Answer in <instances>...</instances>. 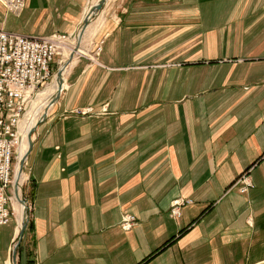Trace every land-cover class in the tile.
Listing matches in <instances>:
<instances>
[{
  "label": "crops",
  "instance_id": "1",
  "mask_svg": "<svg viewBox=\"0 0 264 264\" xmlns=\"http://www.w3.org/2000/svg\"><path fill=\"white\" fill-rule=\"evenodd\" d=\"M86 2L27 0L4 26L75 34ZM107 3L78 50L64 46L65 87L27 164L30 224L16 256L22 220L0 226V264L263 263L264 0ZM160 55L169 68L153 89L170 98L141 109L143 63ZM110 97V114H74ZM246 171L254 186L241 193ZM128 214L137 223L125 230Z\"/></svg>",
  "mask_w": 264,
  "mask_h": 264
},
{
  "label": "built area",
  "instance_id": "2",
  "mask_svg": "<svg viewBox=\"0 0 264 264\" xmlns=\"http://www.w3.org/2000/svg\"><path fill=\"white\" fill-rule=\"evenodd\" d=\"M13 13L22 11L25 0H0ZM11 32L0 26V225L10 222L17 158L26 140L23 121L32 99L52 77L54 61L67 40ZM248 181V180H247ZM135 216H126L122 226L130 230Z\"/></svg>",
  "mask_w": 264,
  "mask_h": 264
},
{
  "label": "rangeland",
  "instance_id": "3",
  "mask_svg": "<svg viewBox=\"0 0 264 264\" xmlns=\"http://www.w3.org/2000/svg\"><path fill=\"white\" fill-rule=\"evenodd\" d=\"M84 1L85 2L87 1L85 7L88 8V9H90L93 6V4L99 2V0H84ZM107 2H108V0L106 1V4H107ZM0 5L3 7L2 9L0 8V26L3 27V28H5L4 25L7 24L8 19L12 15L14 17H16V18H18V17L20 18L22 16L24 10L27 8V0H25V6L23 8L24 10L22 9V11L17 12V13H13V12H10L9 10H7V8L1 2H0ZM104 6L102 7V9L104 8ZM102 9L99 10V12L92 17L93 20H91V22L92 21L93 22H98L99 17L101 18V16H102L101 15ZM91 22H90V25H91ZM101 22H102V20H101ZM81 25H82V28H83V22H82ZM54 34H61V33H54ZM54 34H51V35H48V36H44L43 35V37H52ZM66 35L67 36H70V37H68V39L66 41H64V43L62 45V48L60 49L59 54L55 58L54 66H53V72H52V77H51V79L49 80V82L45 86H43V87H41L39 89L38 94L36 96H34V98L32 99V104L28 108V111H27V113L25 115V118H26V116H27L28 113L29 114H28L27 118H30L32 116V113L35 112V111H37V110H38V112L40 110V114H41L42 104H43V102L45 103V101L47 99V95H48L47 90L51 89V87L54 85V83L56 81V74L58 73L59 68L64 63V60H65L64 59L62 61L63 52H64V44H66L69 39L72 40V37H74L75 34H66ZM35 36H39V35H35ZM162 41H163V38L161 39V47H160L161 48V51H160V54H164L165 53V50L167 49L166 44L165 43H162ZM85 43H86V41L84 42V44ZM84 47H85V49H84V52H82V53H87V48L89 47V45H85ZM100 52H101V47L100 46H97L96 53H95V55L97 54L96 55L97 58H99ZM80 53L78 52V55ZM160 58L161 59L159 61H155V60L154 61H151V57H149L148 59L145 58V62L143 63V65H144L143 66V70H144V74L146 75L145 78H144V85H145L146 88H144L143 100H139V102L142 103L141 109L142 108H147V105H149V104L159 103V101H160V103L161 102H167L169 100V98H170L169 97L170 95L168 96L169 93L168 94L165 93V89H163L161 92H159V90L157 91L156 89H153V87L154 88L156 87V85H155L156 80L151 78L153 72L158 71V72L161 73L162 71L167 70L169 68V61L167 60V57L166 56L163 57L162 55H160ZM91 62H94V60H92ZM96 64L97 65H101V63L99 62V59L97 60ZM103 66H104V64H103ZM148 75H150V76L148 77ZM113 77L114 76H111L110 79H112V82H116L118 80V76L115 77V78H113ZM110 79H108V80H110ZM166 82H167V79H165V80L164 79H161L160 80V86L161 87L162 86L163 87H166ZM108 99L109 100L104 101L106 106H103L102 109H100V110L99 109H96L95 107L93 108V106H90V107L88 106V107H85V108H81L79 110H76L74 112V114H77V115H89V114H93L94 113L93 115H100V116H102V115L104 116V115L110 114L111 112L107 109V105L110 102L111 97L108 98ZM128 101L134 102L135 100H134V98H132L130 100V95H129L128 96ZM139 112L140 111H137L136 113H139ZM42 116H43V113L40 115V118ZM38 125H39V122H38ZM37 126H35V127L37 128ZM36 128H35V131H36ZM34 135H35V132L32 135L33 141H34ZM30 153L27 155V157L25 158V160L23 162L24 163V174L26 175V178H24V183L22 185V190L23 191L21 193V196H23L24 201H25V203H26V205L28 206V209H29L28 210L29 218H30V214H31V211H32V206H31L32 188H30L31 183H29V181H28L29 178L27 176V173H28L27 172L28 171L27 170V164H28V160H29ZM18 154H19V152H18ZM18 162H19V155H17V158H15L14 164L16 165V164H18ZM22 166H23V164H22ZM236 183L239 184V190H240L241 193L247 192L249 189H251L254 186L249 171L244 172L240 176V178L238 179V181ZM23 198H22V200H23ZM190 202H191L190 199H183V200L181 199V200L175 201L172 204L171 208H170V211H169L170 215L173 216V217L174 216L175 217L176 216H180L181 215L182 207L184 205H186V204H189ZM13 204L14 205H13L12 216H11V219H10V222L9 223H11L12 221H14L15 222V225L17 226L18 220H17L16 209L18 210V208H16V206H15L16 205L15 198H14ZM129 215H134V214H128L127 216H129ZM135 219H136L135 220V225H136V223H137L136 216H135ZM29 224H30V220H29ZM17 242H18V240H16V244H17ZM260 264H264V262L263 263H260Z\"/></svg>",
  "mask_w": 264,
  "mask_h": 264
},
{
  "label": "bare ground",
  "instance_id": "4",
  "mask_svg": "<svg viewBox=\"0 0 264 264\" xmlns=\"http://www.w3.org/2000/svg\"><path fill=\"white\" fill-rule=\"evenodd\" d=\"M106 1L104 2V5L106 4ZM1 3L4 5L3 2H1ZM95 4H93V5H95ZM91 20H93V19L91 18ZM91 20H90V22H91ZM90 22L84 29L81 27L82 29L80 28L79 31L77 33H75L74 37H72V40L69 39L68 42L66 44H64V46L70 45L72 47H76L75 49H78L79 40L81 39V37H82L83 33L85 32V30L87 29V27L90 25ZM11 32H15V31H11ZM18 33H20V32H18ZM72 51H73V49H72ZM73 54H74V52H72V54L68 57V59L65 60L64 63L61 65V67H60L62 69L61 76H59V74L57 73L56 74V81H55L54 85L51 87V89L47 90V93H48L47 99H46L45 103L43 102L42 109H41L42 110L41 114L43 113V116L40 118V115H41L40 110H39V112L37 110V111L32 113V116L30 118H27V116L29 114L28 113L26 118L23 121V125H22L24 128L23 135L25 136V138L26 137L27 138L22 143V145L20 146V149H19V154H18L19 155V162L16 166L15 181H14V186H13V193H14L13 196H14L15 201H16L15 206H16V208H18V210L16 209V212L20 218V221L22 220V222H23V218H24V204L21 202V199L23 198V196H21V193L23 191L22 185L24 183V175H23L24 174V163H23V161L25 160L26 154H27L28 149H29V134L33 128H36L35 126H37L38 122L43 120V118L48 115V111L55 104V102L60 98V96L64 90V87H65V73L67 70L66 67L68 66ZM22 164H23V166H22ZM23 200H24V198H23ZM28 225H29V223H28ZM0 226H4V225H0ZM21 227H22V223H21ZM27 228H28V226H27ZM122 228H123V226H122ZM20 232H21V230H20ZM18 236H20V233Z\"/></svg>",
  "mask_w": 264,
  "mask_h": 264
},
{
  "label": "water",
  "instance_id": "5",
  "mask_svg": "<svg viewBox=\"0 0 264 264\" xmlns=\"http://www.w3.org/2000/svg\"><path fill=\"white\" fill-rule=\"evenodd\" d=\"M106 0H99L98 3H96L95 5H93L90 10H89V13L86 15V17L84 18L83 20V29L89 24L91 18L97 14L99 12V10L104 6V2ZM58 74L59 76H61L62 74V69L59 68L58 70ZM46 117L43 118V120L45 119ZM41 120V121H43ZM40 121V122H41ZM39 122V123H40ZM38 125V124H37ZM35 132V128H33L31 131H30V134H29V149H28V152L26 154V157L27 155L31 152V150L33 149V146H34V141H33V138H32V135L33 133ZM24 162V161H23ZM21 202L24 204V218H23V222H22V227H21V232H20V236H19V239H18V242L17 244L15 245L16 247L14 248V256H16V253L18 251V248H19V245L21 244V241L23 239V236L26 232V229H27V226H28V223H29V214H28V206L26 205L25 201L21 199Z\"/></svg>",
  "mask_w": 264,
  "mask_h": 264
}]
</instances>
